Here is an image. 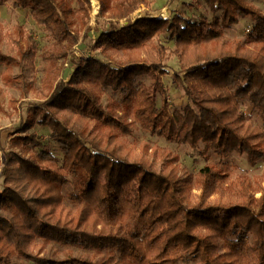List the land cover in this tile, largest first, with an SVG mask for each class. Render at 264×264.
Masks as SVG:
<instances>
[{
    "label": "trees",
    "instance_id": "obj_1",
    "mask_svg": "<svg viewBox=\"0 0 264 264\" xmlns=\"http://www.w3.org/2000/svg\"><path fill=\"white\" fill-rule=\"evenodd\" d=\"M8 1L30 11L51 45L40 52L22 24L4 32L0 23V38L8 39L7 51L0 49L2 80L38 99L10 148H1L0 264H264V172L238 174L227 159L264 160V11L249 0H193L204 1L211 20L181 13L134 19L148 0H99L97 19L107 27L86 52L71 26L91 29L92 0L0 4ZM244 18L254 22L246 38L227 39L225 30ZM158 34L175 43L180 107L168 101L169 52ZM95 50L100 57L89 53ZM244 102L260 124L247 117ZM35 125L49 128L62 159L29 131ZM140 128L188 145L207 163L180 175L172 150L130 142ZM71 177L75 208L65 203ZM39 239L84 253L41 256Z\"/></svg>",
    "mask_w": 264,
    "mask_h": 264
},
{
    "label": "rangeland",
    "instance_id": "obj_2",
    "mask_svg": "<svg viewBox=\"0 0 264 264\" xmlns=\"http://www.w3.org/2000/svg\"><path fill=\"white\" fill-rule=\"evenodd\" d=\"M250 2L256 4L264 11V0H249ZM193 3V6L190 4ZM99 6V7H98ZM100 9L99 0H92V10L90 19V30H85L81 27L79 23L71 28L76 32L78 37V45L83 41V37L86 33L90 32L92 35L97 31H104L107 27V22L103 18L97 19V15ZM98 10V11H97ZM175 13H181L186 16L200 18L201 16H206L208 20L212 19V13L208 10L204 1L202 5H197L193 0H148L146 3H141L137 11L132 15L134 19L138 17H143L146 15L159 16L162 15L164 18H171ZM123 23V21H121ZM0 23H2L4 32L13 31L17 24H22L25 29L32 33L39 43L40 52L51 45V38L44 27L39 26L33 20L30 11L27 9H14L12 2L8 1L6 3L0 4ZM254 22L251 19L244 18L240 19V22L230 29L225 30V36L227 39H245L247 34L252 30ZM95 39L92 36L93 42ZM156 40L163 43L168 47V57L166 59L168 74L163 76L164 86L167 90L168 101L172 108L180 107L185 104L184 90L179 87L174 82L175 73H181V64L179 62V57L174 51L175 43L174 40L169 36V34H158L156 35ZM8 39L6 36L0 38V49L7 51ZM88 46V45H87ZM80 50V49H79ZM88 52L87 47L83 49ZM90 54L94 56H99V51H89ZM102 57V56H101ZM40 57L37 58V72L39 77L41 76V62ZM71 66L67 64L66 67ZM65 67V68H66ZM72 67V66H71ZM6 66L0 64V156L2 157L3 151L1 148H10L11 138L14 135L15 129L21 124V122L27 120L29 109L32 104L38 99L35 94L29 93L27 97H24L21 92L10 88L2 80V74L5 72ZM16 72L18 69L16 68ZM73 75V74H72ZM72 78V77H71ZM149 84L150 82L147 81ZM158 103L162 104V99L160 94H157ZM242 109L244 110L247 117L255 124H260L256 113L252 110V106L249 102H244L242 104ZM30 132H35L38 139L42 142L45 148H48L58 156L60 159L63 157V153L60 150L56 139L53 138L49 128L42 127L39 125L33 126ZM264 139V133L261 136ZM131 143H138L141 140L149 141L154 145H159L172 150L179 156L178 172L182 176H186L189 173H197L206 163L207 159L200 156L194 149L190 148L186 144H180L176 142L169 141L163 137L151 134L149 131L143 129H136L135 132L129 136ZM31 150L36 152L40 148L31 146ZM236 169V173L246 174L249 176L260 175L264 172V160L258 161L255 165L250 164L245 155L234 153L227 158ZM3 181H0V192L3 190ZM73 190L72 177L71 181L65 185V203L68 206L75 208V204L68 199V193ZM199 192V190H196ZM258 196L260 193L257 194ZM83 251L79 247H60L55 243H47L39 239L35 244V253L41 256L51 257V258H64L69 253L74 256L81 254ZM84 253V252H83ZM19 264H37L33 260L17 259Z\"/></svg>",
    "mask_w": 264,
    "mask_h": 264
},
{
    "label": "water",
    "instance_id": "obj_3",
    "mask_svg": "<svg viewBox=\"0 0 264 264\" xmlns=\"http://www.w3.org/2000/svg\"><path fill=\"white\" fill-rule=\"evenodd\" d=\"M104 31H97V32H94L93 35L88 32L84 35L83 37V41L78 45V48L80 50H83L84 48L87 47V45L90 43V41L92 40V36L94 38H99L101 36V34L103 33ZM72 74H73V69L71 66H68L64 69L63 71V74H62V78L64 81H70L71 77H72Z\"/></svg>",
    "mask_w": 264,
    "mask_h": 264
},
{
    "label": "built area",
    "instance_id": "obj_4",
    "mask_svg": "<svg viewBox=\"0 0 264 264\" xmlns=\"http://www.w3.org/2000/svg\"><path fill=\"white\" fill-rule=\"evenodd\" d=\"M99 7V6H98ZM97 9H99V8H97ZM98 11V10H97Z\"/></svg>",
    "mask_w": 264,
    "mask_h": 264
}]
</instances>
